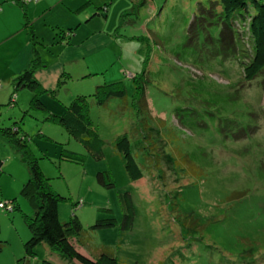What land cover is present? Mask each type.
Here are the masks:
<instances>
[{"label":"rangeland","instance_id":"obj_1","mask_svg":"<svg viewBox=\"0 0 264 264\" xmlns=\"http://www.w3.org/2000/svg\"><path fill=\"white\" fill-rule=\"evenodd\" d=\"M104 2H111L107 16L91 17ZM140 3L90 0L78 14L59 10L67 18L49 11L39 24L41 41L34 43L48 65L43 69L50 70L43 74L47 85L37 79L44 88L41 99L46 109H29L32 91L21 88L20 101L11 109L13 118L6 121L11 125L20 118L33 155L53 189L67 198L59 205L60 220L66 222L74 214L80 218L83 232L73 235L72 241L82 253L98 258L94 248L107 245L114 249L118 264H264V67L245 77L247 46L238 41L236 55L221 46L217 38L222 20L219 13L208 14V2L200 6L190 0H149L142 7ZM123 12H132L130 24L118 27ZM131 19H138L139 25L132 26ZM100 37L114 42L87 54ZM64 57L76 60L70 63L71 71L60 65L53 70ZM96 61L105 65H95ZM140 78L151 110L145 122L132 102L141 90L134 80ZM116 81L124 84L126 110L117 98L107 106L92 102L89 107L104 150L103 158L96 159L50 113H62L78 94H92L95 86ZM146 123L155 150L143 144ZM123 134L130 137L132 152L144 165L140 180L129 178L115 148ZM63 147L83 153L84 163L61 158ZM3 149L9 154L3 165L5 187L17 193L9 199L15 196L16 202L9 203L16 208L0 207L4 240L0 264H19L31 236L25 217L34 215L20 194L23 185H18L19 179L22 184L28 179L29 171L14 149ZM184 155L198 165L195 174ZM102 170L110 171L115 187L97 180ZM125 191L132 195V229L91 228L97 219L109 216L103 208H111L120 220L119 196ZM235 192L244 194L232 197ZM190 217L198 220L197 227L183 226ZM28 259L30 264H80L50 251L46 242L37 245L35 256Z\"/></svg>","mask_w":264,"mask_h":264},{"label":"trees","instance_id":"obj_2","mask_svg":"<svg viewBox=\"0 0 264 264\" xmlns=\"http://www.w3.org/2000/svg\"><path fill=\"white\" fill-rule=\"evenodd\" d=\"M148 1L149 0H141L140 7L144 6ZM190 1L193 2V0ZM207 2L203 0V2L199 1L198 3V0H195L193 5H195V3L198 5L200 4V6L208 4L209 6L206 11H208V14L210 13L209 15L213 17L218 13L220 14L222 27L217 40L223 48L233 50V53L236 55L239 52L238 41H242L246 44L249 52L246 54L249 55V58L248 61L242 62L243 72L245 77H253L264 67V0H207ZM110 3L111 2H104L99 6L97 5V10L93 13V16L103 14L106 17ZM89 4L90 0H86L77 11L84 10ZM219 7L220 11L217 12ZM132 12L122 13L121 22L118 27L121 25L127 27V24H130L127 19L129 13L131 14ZM205 16L207 15L205 14L201 17L202 21L207 19ZM137 20L138 19L130 20L132 26L139 25ZM134 35L135 34H127L129 38L138 37L139 39L142 37L141 35ZM193 35L194 38L192 40H194L198 34L195 32ZM245 58L247 57L245 56ZM41 65L42 63L39 56H36L27 70L13 78L14 91L10 101L4 110H0V138L12 147L15 152L20 154L22 161L28 165L29 171V177L23 184L20 194L28 199L34 215L33 217H25L31 236L24 243L25 256L19 259V264H30L28 258L35 256V249L37 245L42 242L48 244L50 251L65 255L72 260H77L80 264H118L115 251L110 246H96L94 249L97 252L96 255L98 258L82 253L75 246L72 241L73 235L81 236L83 232L80 218L74 214L66 222L60 220L59 205L67 198L53 189L38 159L33 155L27 135L20 126L21 121L17 120L19 117L17 119L15 118V121L11 125L10 122H7L8 119L13 118L11 109L18 102L17 92L21 87L28 88L33 93V95L31 93L29 109H46V105L41 99V92L44 88L38 82L35 74L36 68ZM143 78L137 81L136 79L134 80L136 87L139 89L144 87L141 84ZM112 98L120 99L123 102L124 105L120 106L122 111L126 110L129 106L126 90L122 81L97 85L95 86L94 92L89 95L78 94L72 99L70 104H68L65 111L59 114L52 112L50 116L65 126L74 139L81 143L94 158L101 159L104 156L103 143L89 117L88 111L92 102H95L99 106H107L108 101ZM132 102L136 109H138L139 106L141 113L144 114L145 117L144 122L147 121L151 117V110L143 89L139 90L137 97L134 95ZM27 111L28 110H26V112ZM24 114L25 111L23 112V116ZM159 123L164 125V121L161 119H159ZM150 129L148 123L145 124L146 131L142 129L141 135L144 136V138L142 137L143 144H145V146L149 144L150 149L152 148V150H155L156 146L152 144ZM115 148L124 159L125 169L129 178L133 181L143 178L144 172L142 166L144 165L140 164L135 154L132 152L130 137L127 134L119 135L115 141ZM145 152L148 153V150ZM183 157L185 163L190 166L191 171L195 174L197 172L196 170L199 169L198 165H196L188 155H184ZM61 158L79 163H84L85 161L83 153L66 147H63L61 150ZM3 162V159L0 158V168L3 166ZM159 162V158H156L155 167L159 165ZM96 178L101 184L108 188L115 187V182L109 170L98 171ZM243 194L244 193L235 192L232 197H242ZM119 197L122 208V217L120 220L113 216V210L111 208H103L102 210L107 212L109 216L97 219L96 222L90 226L91 228L98 229L119 226L123 231L132 229L135 219L132 195L129 191H125L122 192ZM4 201L15 203L16 198L12 200H2L0 203ZM14 208H16L15 204ZM183 226L190 228L197 227L198 220L195 217L185 218ZM3 248L4 240L0 239V252ZM134 264L139 263L135 262Z\"/></svg>","mask_w":264,"mask_h":264},{"label":"crops","instance_id":"obj_3","mask_svg":"<svg viewBox=\"0 0 264 264\" xmlns=\"http://www.w3.org/2000/svg\"><path fill=\"white\" fill-rule=\"evenodd\" d=\"M84 2L85 0H80L78 3L74 4L69 0H0V110H4L10 101L11 95L14 91L13 78H15L21 72L27 70L33 63V60L36 56H39L42 63V65L37 67L35 70L36 78L41 81L43 85H47V77H44L43 74L45 72H49L50 70L43 69L48 65L45 63V61H43L40 51L36 52L34 49V43L36 45V41H41L42 38L39 27V24L41 25L42 18L51 10H53V12L51 11L52 13L57 12V14H60L65 18H67L66 13H64L65 11L72 14H78L83 10L79 12L77 9H79V7ZM194 2L195 0H193V4ZM92 16L93 15H91V17ZM39 20L40 22L38 23ZM88 20L89 18H87V21ZM70 23L71 22H68L67 25ZM111 36L115 39V42H119L117 35L114 36L112 34ZM89 38L90 37H87L86 39ZM110 42H107L101 37L93 40L92 45H89L88 47L90 52L87 54L90 53V55H93L98 53L103 47H107ZM86 55L83 57H86ZM74 61L76 60L64 57L62 58V62L56 64L53 70L58 69L60 65L65 69L68 68L69 71H71L69 68L71 65L70 63H73ZM103 63L102 61H96L95 65H105ZM55 72L57 71H53V74ZM65 72L66 70H63V73ZM19 96L20 92H17L18 102L20 101ZM6 147L9 148V150L12 149V147H10L5 143L4 140L0 138V158H2L4 162L9 155L4 153L3 148ZM14 153L17 154L18 157H21L19 153L15 151ZM2 168L3 166L0 168L2 173L0 174V201L6 199L9 200L12 195L17 193V190L11 191L9 188L5 187V180L7 181V179H3L5 167L3 169ZM19 180V186L26 182V180H23L22 184V180ZM13 197L15 198V196Z\"/></svg>","mask_w":264,"mask_h":264},{"label":"built area","instance_id":"obj_4","mask_svg":"<svg viewBox=\"0 0 264 264\" xmlns=\"http://www.w3.org/2000/svg\"><path fill=\"white\" fill-rule=\"evenodd\" d=\"M0 207L2 208H7V210L12 211L14 206L12 205V203H9V201H4L0 203Z\"/></svg>","mask_w":264,"mask_h":264}]
</instances>
